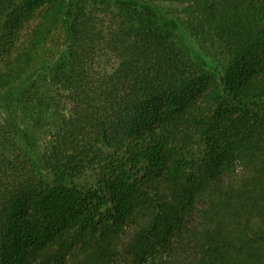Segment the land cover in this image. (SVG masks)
Returning <instances> with one entry per match:
<instances>
[{
    "label": "trees",
    "instance_id": "1",
    "mask_svg": "<svg viewBox=\"0 0 264 264\" xmlns=\"http://www.w3.org/2000/svg\"><path fill=\"white\" fill-rule=\"evenodd\" d=\"M51 9L67 111L35 154L24 108L43 100L4 96L0 264H264V0H0L1 87Z\"/></svg>",
    "mask_w": 264,
    "mask_h": 264
},
{
    "label": "rangeland",
    "instance_id": "2",
    "mask_svg": "<svg viewBox=\"0 0 264 264\" xmlns=\"http://www.w3.org/2000/svg\"><path fill=\"white\" fill-rule=\"evenodd\" d=\"M162 5L168 8L181 7L176 3H163ZM59 11L56 9H51L49 11L50 18L52 19V26L48 32V36L45 38L43 44L37 48L36 59L37 63L31 65L27 72L16 82L15 89L0 86V127L5 126V118L8 117L9 111L12 106L9 105L8 101L4 100L7 93L12 95L11 91L18 92L22 90L24 96H34L39 97L43 101L40 102L36 107L24 108V116L26 120L30 122L33 133V140L35 143V154L44 155L49 150L52 149L54 139L57 136L55 132L59 129V117L65 108L59 106V84L56 83L55 67L54 61L59 60V56L66 54V49L68 47L67 43V29L65 23L59 20ZM27 20H22L23 30L28 29L29 19L28 15L25 14ZM31 25L34 24L33 20L30 22ZM180 35L183 40L189 45L196 58H206L201 50L200 44L194 36L184 29L180 30ZM208 64L211 62L209 59H205ZM207 64V65H208ZM10 88V89H9ZM46 92V93H44ZM43 94L53 95L55 99L48 96L45 97ZM57 98V99H56ZM23 111V110H22ZM67 111V110H66ZM27 114V115H25ZM2 130H8L7 128H2ZM48 166L44 169L49 176H53L52 167L48 163Z\"/></svg>",
    "mask_w": 264,
    "mask_h": 264
}]
</instances>
